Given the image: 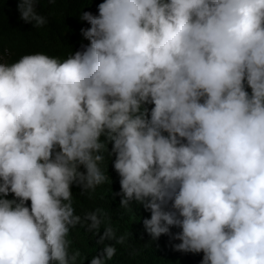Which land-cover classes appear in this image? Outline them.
Returning a JSON list of instances; mask_svg holds the SVG:
<instances>
[{
    "label": "clouds",
    "instance_id": "obj_1",
    "mask_svg": "<svg viewBox=\"0 0 264 264\" xmlns=\"http://www.w3.org/2000/svg\"><path fill=\"white\" fill-rule=\"evenodd\" d=\"M37 3L17 10L38 29ZM97 11L82 12L89 43L63 60L0 57V264H77L70 230L99 234L101 219L77 215L71 189L108 182L113 156L120 207L150 212L152 241L178 240L201 264H264V0H103ZM105 240L126 237L109 226ZM115 244L90 264H107Z\"/></svg>",
    "mask_w": 264,
    "mask_h": 264
},
{
    "label": "trees",
    "instance_id": "obj_2",
    "mask_svg": "<svg viewBox=\"0 0 264 264\" xmlns=\"http://www.w3.org/2000/svg\"><path fill=\"white\" fill-rule=\"evenodd\" d=\"M101 2L103 0H54L53 3L40 0L36 8L48 22L37 29L19 18L17 0H0V57L15 62L24 53L36 51L61 60L67 58L81 45L89 43L80 30L90 25L81 21L80 15L83 11L97 15V5ZM114 158L106 159L101 165L110 179L95 191L81 194L79 187L72 186L75 213L83 217L87 212L99 210L101 219L99 234L95 230L89 232L86 225H77L70 230L69 251L80 253L77 264H90L91 258L102 252L105 245L115 244L108 240L97 242L109 226L117 237L125 236L126 240L124 244H115L116 254L107 264H201L203 253H181L173 249L172 245L179 243L178 240L161 236L158 241H152L142 223L144 218H150V212L141 205L134 203L130 209L120 207V196L116 195L120 191V177L112 167ZM171 231L176 233L180 229Z\"/></svg>",
    "mask_w": 264,
    "mask_h": 264
}]
</instances>
